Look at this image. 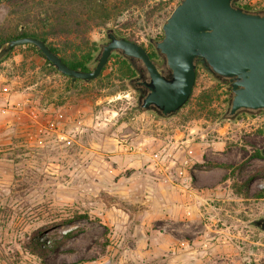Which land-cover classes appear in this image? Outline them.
<instances>
[{"label": "rangeland", "instance_id": "374dc122", "mask_svg": "<svg viewBox=\"0 0 264 264\" xmlns=\"http://www.w3.org/2000/svg\"><path fill=\"white\" fill-rule=\"evenodd\" d=\"M169 2L173 8L178 0ZM237 4L264 11V0ZM135 13L141 17L133 26L110 21L92 29L89 39L99 50L107 28L121 29L154 52L149 38H161L164 19ZM18 22L19 14L2 1L0 35ZM53 44L64 46L62 39ZM117 68L111 56L101 76L72 82L28 44L0 60V264H264V232L250 223L264 218V197H257L264 159L254 155L264 147V112L225 118L224 88L199 66L187 102L161 117L136 106ZM179 130L207 142L205 159L196 165L219 171L220 182L212 186L217 193L208 204L192 206L188 217L173 209L171 217L145 222L143 204L135 200L139 176H156L146 154L125 153L117 140L148 150L169 143ZM50 238L60 243L33 253L37 239L49 244Z\"/></svg>", "mask_w": 264, "mask_h": 264}, {"label": "water", "instance_id": "95a60500", "mask_svg": "<svg viewBox=\"0 0 264 264\" xmlns=\"http://www.w3.org/2000/svg\"><path fill=\"white\" fill-rule=\"evenodd\" d=\"M238 0H178L161 25L162 36L149 38L164 57L169 69L163 76L145 47L106 29V41L100 44L90 70L68 66L50 49L44 39L14 37L0 44V58L15 46L32 44L55 69L71 81L97 78L113 52L128 60L138 59L150 81L142 111H155L169 117L189 99L196 78L197 62L216 80H228V120L238 114L264 110V11L249 10ZM264 153V147L262 149ZM250 223L264 232V218Z\"/></svg>", "mask_w": 264, "mask_h": 264}, {"label": "trees", "instance_id": "16d2710c", "mask_svg": "<svg viewBox=\"0 0 264 264\" xmlns=\"http://www.w3.org/2000/svg\"><path fill=\"white\" fill-rule=\"evenodd\" d=\"M2 1L9 3L14 8V13L19 14V22L14 25L12 32L0 35V44L14 37H38L44 39L50 49L56 52L68 66L80 70H90L89 64L94 63L98 47L96 42L89 39L88 34L95 27L106 26L108 22L114 21L116 24L121 23L123 29H127L134 25L136 18L141 17L139 13H135L138 10L142 11L145 19L155 16L164 20L172 10L169 0H158L151 4L149 2L152 0H0V3ZM125 14H128L126 20L119 22V17ZM114 32L117 36L135 41L133 32L125 33L121 29H115ZM61 39L64 45L62 48L53 44L54 40L61 41ZM28 45L42 56L32 44ZM111 56L118 58L119 79L127 77L132 72L129 62L117 52L111 53L109 58ZM44 60L53 71L58 72L49 61L45 58ZM104 69L105 66L102 71ZM69 79L71 80L70 77ZM254 155L264 159L261 150L254 152ZM257 197H264V188L257 193ZM72 234L73 231H69L65 237ZM48 243L37 239L32 248L33 253H47L50 246L57 245L60 240L50 238Z\"/></svg>", "mask_w": 264, "mask_h": 264}, {"label": "crops", "instance_id": "0c3cea01", "mask_svg": "<svg viewBox=\"0 0 264 264\" xmlns=\"http://www.w3.org/2000/svg\"><path fill=\"white\" fill-rule=\"evenodd\" d=\"M173 139L181 145H188L191 151V156L194 158L196 164L204 161V150L207 145L205 141H194V136H189L184 131H176ZM158 145H156L157 147ZM134 163L139 165V160H134ZM195 164L194 171L189 172L190 177L186 175V179L181 177L176 185H171L162 182L155 177L154 180L145 173H140L141 190H139L140 197L135 200L143 204L140 215L143 216L145 222L153 217H171L170 210L184 211L185 216L190 214V208L200 203H209L217 193L212 186L220 182L218 178L219 171L215 168L205 169ZM183 167H177V169ZM184 175V176H185ZM188 177V178H187ZM227 179L224 180L226 182ZM218 187V186H217ZM188 217V216H187Z\"/></svg>", "mask_w": 264, "mask_h": 264}, {"label": "built area", "instance_id": "2783aa9c", "mask_svg": "<svg viewBox=\"0 0 264 264\" xmlns=\"http://www.w3.org/2000/svg\"><path fill=\"white\" fill-rule=\"evenodd\" d=\"M49 126L56 131L59 139H65V134L62 129H59L58 124L50 121ZM117 141L121 150L125 153L146 154L147 167L164 183L176 185L182 179L181 177L186 179V175L190 177V170L194 171L196 162L190 155L191 151L188 145H181L174 139L163 146L147 148L148 150H145V146L141 143L134 144L127 138H121ZM177 167L183 168L177 169Z\"/></svg>", "mask_w": 264, "mask_h": 264}, {"label": "flooded vegetation", "instance_id": "af4514ba", "mask_svg": "<svg viewBox=\"0 0 264 264\" xmlns=\"http://www.w3.org/2000/svg\"><path fill=\"white\" fill-rule=\"evenodd\" d=\"M150 45L153 46L152 43H150ZM153 49H154V52L147 51L150 58L155 63L158 71L163 76L168 77L169 69L167 67V64L165 62L164 57L162 55H160L155 50L154 46H153ZM126 60L129 62L130 66L132 68V72L127 76L126 83L128 85V88L133 90V92L136 95L135 96L136 97V106L139 109H141V104L144 102V99L146 98V95L149 92L146 84L150 81V78H149V75H148L146 68L144 67L143 63L140 60H138V59H133V60L126 59ZM196 64H197V67H196V70H197L198 67L201 66V63L198 61ZM217 82L220 84V86L222 88H224L225 94L229 99V96H228L229 91L226 90V87L229 84L228 80L222 79V80H217ZM227 104H228V101H227ZM228 107H229V105H228ZM228 107H227V109H228ZM150 111H152V110H150ZM152 112L157 114L155 111H152ZM261 112H264V110L257 111L258 114H260ZM227 114H228V112H227Z\"/></svg>", "mask_w": 264, "mask_h": 264}]
</instances>
